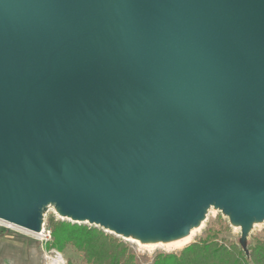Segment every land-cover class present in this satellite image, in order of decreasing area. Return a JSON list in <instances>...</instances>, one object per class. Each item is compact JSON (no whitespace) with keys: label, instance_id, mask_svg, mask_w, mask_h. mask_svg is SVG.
I'll use <instances>...</instances> for the list:
<instances>
[{"label":"water","instance_id":"obj_1","mask_svg":"<svg viewBox=\"0 0 264 264\" xmlns=\"http://www.w3.org/2000/svg\"><path fill=\"white\" fill-rule=\"evenodd\" d=\"M49 204L123 239L264 218V0H0V219Z\"/></svg>","mask_w":264,"mask_h":264},{"label":"trees","instance_id":"obj_2","mask_svg":"<svg viewBox=\"0 0 264 264\" xmlns=\"http://www.w3.org/2000/svg\"><path fill=\"white\" fill-rule=\"evenodd\" d=\"M230 229L218 213L201 236L175 252L157 253L152 264H264V233L253 235V242L244 247L235 239L221 238ZM51 235L49 248L62 251L70 245L82 254L81 264H139L127 240L100 226L57 219L51 222Z\"/></svg>","mask_w":264,"mask_h":264},{"label":"rangeland","instance_id":"obj_3","mask_svg":"<svg viewBox=\"0 0 264 264\" xmlns=\"http://www.w3.org/2000/svg\"><path fill=\"white\" fill-rule=\"evenodd\" d=\"M44 213L48 225L46 231L41 234H35L0 220V264H81L82 254L76 251L74 247L68 245L62 251L49 248V243L53 240L51 222L57 219H69L61 218L58 215L55 204L45 206ZM218 213H221L231 225L229 231L221 233V238L235 239L246 247L250 242H253V235L256 233L263 235L264 233V221L261 223L252 222L247 228L243 224H234L223 209L211 205L206 210L205 220L202 222L201 228L196 231L192 240L201 236L204 228L215 222ZM83 223L89 224V222ZM120 237L123 238V236ZM124 239L128 241L130 248L136 254L139 264H152L155 255L159 252H175L181 249L163 244L148 245L147 243L135 241L133 236L124 237Z\"/></svg>","mask_w":264,"mask_h":264},{"label":"bare ground","instance_id":"obj_4","mask_svg":"<svg viewBox=\"0 0 264 264\" xmlns=\"http://www.w3.org/2000/svg\"><path fill=\"white\" fill-rule=\"evenodd\" d=\"M59 213H60L61 216L70 217L69 215L61 212V210H59ZM0 220H2V219H0ZM204 220H205V217H201V218L195 220L186 229H184V230H182V231H180V232H178V233H176L174 235H171V236H161L159 234H153V235H140V234H129V233H121V234L126 236V237H130V235H133V239L135 241H140L141 243H147L148 245L163 244V245H168V246H171V247H174V248H182V247L187 245L192 240V238L195 235L196 231H198L201 228L202 222ZM232 220H233L234 224H240L241 223L240 221H242V220H237V219H234V218H232ZM243 221L247 222L248 224L251 223V219H248V220L245 219ZM254 221H257L258 223L259 222L261 223V222L264 221V218H255ZM10 224H12V223H10ZM13 225H15V224H13ZM236 227H237V225H236ZM107 230H108V228H107ZM33 233L41 234V232H33Z\"/></svg>","mask_w":264,"mask_h":264},{"label":"built area","instance_id":"obj_5","mask_svg":"<svg viewBox=\"0 0 264 264\" xmlns=\"http://www.w3.org/2000/svg\"><path fill=\"white\" fill-rule=\"evenodd\" d=\"M45 231H46V224H45V228H44L43 232H45ZM43 232H42V233H43Z\"/></svg>","mask_w":264,"mask_h":264}]
</instances>
